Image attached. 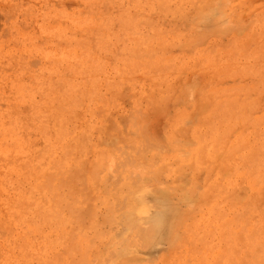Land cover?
<instances>
[{
  "label": "rangeland",
  "instance_id": "374dc122",
  "mask_svg": "<svg viewBox=\"0 0 264 264\" xmlns=\"http://www.w3.org/2000/svg\"><path fill=\"white\" fill-rule=\"evenodd\" d=\"M0 264H264V0H0Z\"/></svg>",
  "mask_w": 264,
  "mask_h": 264
},
{
  "label": "bare ground",
  "instance_id": "6f19581e",
  "mask_svg": "<svg viewBox=\"0 0 264 264\" xmlns=\"http://www.w3.org/2000/svg\"><path fill=\"white\" fill-rule=\"evenodd\" d=\"M64 59V58H63Z\"/></svg>",
  "mask_w": 264,
  "mask_h": 264
}]
</instances>
